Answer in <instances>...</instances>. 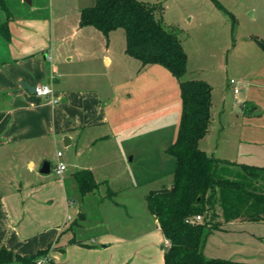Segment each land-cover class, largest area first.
Here are the masks:
<instances>
[{
    "label": "crops",
    "instance_id": "0c3cea01",
    "mask_svg": "<svg viewBox=\"0 0 264 264\" xmlns=\"http://www.w3.org/2000/svg\"><path fill=\"white\" fill-rule=\"evenodd\" d=\"M7 2L18 9L26 8L25 0ZM33 4L34 0L30 5ZM6 21L5 16L0 19V249L6 247L23 256L46 251L49 261L45 264H165L168 240L146 201L135 207L131 202H116L113 196L101 194L96 210L100 220L90 224L87 221L93 210L82 208L86 196L95 190L83 194L74 173L79 168L93 172L94 167L77 162V170L59 179L41 172L47 159L46 138L61 134L69 146L77 133L82 136L86 132L94 142L107 137L105 126L110 122L109 112L96 78L101 79L100 86L104 82L108 84L110 79H104V72L92 66L99 56L107 68L115 63L118 66L122 55H127L125 46L123 50H115V30L106 38L94 26L81 27L79 19L73 35L84 30L102 48L93 56L75 45L63 54L55 43L57 32L52 19L19 18L13 12L8 20V38L3 27ZM259 40L264 42V38L256 36L248 39V46L257 50V55L264 52ZM119 47L122 46L119 44ZM62 56L64 62L68 57V65L61 61ZM126 62L136 74L131 79L145 72L167 76L157 67L161 65L142 67L132 56ZM121 77L117 74L116 78ZM42 84L52 86L51 96L35 93V88ZM121 85L118 82L117 86ZM232 85L236 94L245 90V96L236 100L245 128L239 136L234 158L224 159L264 167V106L258 100L251 103L247 100L252 88L248 82ZM259 92L264 94L260 89ZM18 95L24 106L14 105ZM71 190L74 196L70 195ZM78 191L84 196L83 202H79ZM72 204L80 220L69 222L73 220L68 216ZM218 212L221 228L209 235L204 252L210 238L215 236L212 249L217 253L216 258L264 264L254 260L256 251L250 242L258 237L255 231L263 228L259 226H264V220L227 222L222 211Z\"/></svg>",
    "mask_w": 264,
    "mask_h": 264
},
{
    "label": "rangeland",
    "instance_id": "374dc122",
    "mask_svg": "<svg viewBox=\"0 0 264 264\" xmlns=\"http://www.w3.org/2000/svg\"><path fill=\"white\" fill-rule=\"evenodd\" d=\"M143 1L160 4L164 8L165 25L179 34L188 55L185 75L176 78L165 67L157 66L165 71L166 77L158 72L154 76L145 72L140 77L131 79L130 76L136 74L126 62L130 57L128 54L122 55L118 66L115 63L110 68L103 64L102 57L99 56L92 68H98L104 72V79H110L108 84L104 82L100 86L102 81L96 78V85L109 112L110 122L105 126L107 137L94 142L91 136H86V132L82 136L77 133L74 143L69 146L65 145L61 134L45 140V161H49L52 168L45 176L51 175L56 179L64 177L72 170H77V162L94 167L93 174L99 186L86 196L82 208L93 210L87 221L90 224L100 220L96 210L97 199L101 194L105 196L113 192L111 196L116 202H131L138 207L144 204L150 191L171 185L175 157L169 152V148L176 141L179 130L182 80H205L212 86V121L209 132L200 140L199 146L220 158H234L239 136L245 128V121L238 115L241 107L236 104L240 96H245V90L236 94L231 80L248 82L252 88L248 91L247 100L250 103L258 100L264 106V94L259 92V89L264 92V52L258 48L263 54L257 55V50L248 46L250 37L264 38V0ZM95 2L96 0H34L33 5L25 1L24 9L12 7L8 2L7 6L11 16L14 12L19 18L52 19L57 32L55 43L63 54L77 45L85 53L94 56L99 54L102 47H98L84 30L77 36L73 33L82 8ZM3 16L7 19V13L0 9V19ZM113 37L116 52L119 48L123 50L126 47L125 30L116 29ZM61 61L64 62L63 56ZM67 61L68 57L65 65H68ZM117 74L125 77V81H122V77L117 80ZM118 82L120 85L124 82V85L118 87ZM262 109L264 111V107ZM58 152L64 155L61 159L58 158ZM60 163L68 168L62 176L55 170ZM76 193L80 198L79 202H83L84 196L79 191ZM70 195H73L72 190ZM75 207L72 204L68 212V216L73 218L69 222L78 218ZM220 219L218 217L217 221L220 222ZM259 227L263 228L255 231L258 237L250 242L256 251L254 260L264 263V237H261L264 235V226ZM214 246L215 236H212L205 251L209 258L218 257L212 249ZM36 261L35 264L47 263V252L43 251L36 257Z\"/></svg>",
    "mask_w": 264,
    "mask_h": 264
},
{
    "label": "trees",
    "instance_id": "16d2710c",
    "mask_svg": "<svg viewBox=\"0 0 264 264\" xmlns=\"http://www.w3.org/2000/svg\"><path fill=\"white\" fill-rule=\"evenodd\" d=\"M0 9L7 13L3 27L8 38L11 14L6 0H0ZM163 12L160 4L143 0H96L82 8L79 24L94 26L106 38L113 30L123 28L128 55L138 59L142 67L161 65L181 78L187 72L188 55L179 34L165 25ZM259 42L264 46L262 40ZM180 91L179 130L169 148L175 157L173 181L146 195L149 211L170 242L165 264H257L209 258L204 248L209 235L221 228L219 210L227 222L264 220V167L220 158L201 149L200 140L209 132L212 121V86L205 80L187 79L180 82ZM74 176L83 194L99 186L90 169L78 170ZM197 215L202 221H186ZM41 253L23 256L2 247L0 264H35Z\"/></svg>",
    "mask_w": 264,
    "mask_h": 264
},
{
    "label": "built area",
    "instance_id": "2783aa9c",
    "mask_svg": "<svg viewBox=\"0 0 264 264\" xmlns=\"http://www.w3.org/2000/svg\"><path fill=\"white\" fill-rule=\"evenodd\" d=\"M235 83H236L235 80H231V84H235ZM235 91L238 92V89L236 88ZM35 93L40 96H51L53 94V88L50 84H42L35 88ZM62 155H63L62 152H58V158L61 159ZM55 170L59 176H62L64 171L66 170V165L64 163H60L57 165ZM186 221L189 223H196L202 221V216L197 215L195 217L187 219ZM168 244L170 245L169 241Z\"/></svg>",
    "mask_w": 264,
    "mask_h": 264
},
{
    "label": "water",
    "instance_id": "95a60500",
    "mask_svg": "<svg viewBox=\"0 0 264 264\" xmlns=\"http://www.w3.org/2000/svg\"><path fill=\"white\" fill-rule=\"evenodd\" d=\"M25 1L27 3H29V4H32V0H25ZM14 105L16 107H20V106H24L25 105V103H23V101H22V97L21 96L18 95V96L15 97ZM64 142H65V145H68V143H67L65 138H64ZM50 171H51V163L49 161H45L43 163L42 168H41V172L46 174V173H49Z\"/></svg>",
    "mask_w": 264,
    "mask_h": 264
}]
</instances>
